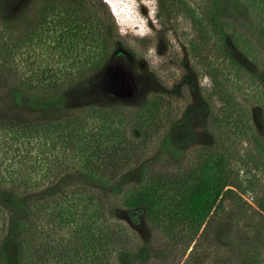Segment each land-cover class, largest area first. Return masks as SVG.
Masks as SVG:
<instances>
[{
  "label": "trees",
  "instance_id": "obj_1",
  "mask_svg": "<svg viewBox=\"0 0 264 264\" xmlns=\"http://www.w3.org/2000/svg\"><path fill=\"white\" fill-rule=\"evenodd\" d=\"M156 1L161 21L174 14L189 20L192 54L208 78L201 99L209 143L183 168L152 169L121 197L122 210L141 214L139 224L158 238L165 258L143 259L132 224L117 218L109 195L88 183L112 184L144 168L171 104L159 98L139 111L124 103L95 109L91 118L0 116V264H234L212 233L228 216L246 218L264 204L256 176L264 167V113L258 121L264 87L226 39L242 57L264 64V39L257 36L264 31V0H244L259 28L223 19L217 0ZM29 39L28 32L17 36L0 24V87L12 83L57 98L85 76L81 70L69 80H32L15 63ZM122 51L135 56L129 47ZM72 170L87 181L60 188ZM240 264H247L245 255Z\"/></svg>",
  "mask_w": 264,
  "mask_h": 264
},
{
  "label": "rangeland",
  "instance_id": "obj_2",
  "mask_svg": "<svg viewBox=\"0 0 264 264\" xmlns=\"http://www.w3.org/2000/svg\"><path fill=\"white\" fill-rule=\"evenodd\" d=\"M217 4L223 19L259 28L260 21L244 0H217ZM157 13L156 0H0V24L17 36L23 31L30 35L15 57L27 76L32 80L40 76L48 83L76 78L79 71H85L81 80L76 78L57 98L35 95L12 83L0 87V116L22 120L65 115L91 118L95 109L120 103L134 111L159 98L171 103L164 117V132L152 144L144 168L112 184L88 178L91 187L109 195L115 216L132 224L142 258L160 262L165 258L160 241L139 224V212L122 210L121 197L152 169L186 166L210 137L201 99L208 78L192 54L191 44L196 39L189 20L174 14L161 21ZM257 36L264 39V31ZM107 42H113V48ZM226 42L264 87V64L242 57L233 42L228 38ZM123 47L131 48L134 58L127 57ZM96 67L98 70H90ZM52 74L57 76L51 78ZM263 113L260 109L259 122ZM256 176L264 188L262 165ZM83 180L87 181L83 173L72 170L60 188ZM245 200L250 201L248 196ZM253 209L246 212V218L230 215L214 227V240L232 255L234 264H240L244 255L247 264H264V204Z\"/></svg>",
  "mask_w": 264,
  "mask_h": 264
}]
</instances>
